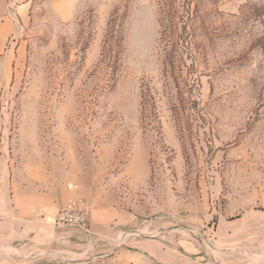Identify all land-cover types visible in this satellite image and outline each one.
<instances>
[{"label": "rangeland", "instance_id": "rangeland-1", "mask_svg": "<svg viewBox=\"0 0 264 264\" xmlns=\"http://www.w3.org/2000/svg\"><path fill=\"white\" fill-rule=\"evenodd\" d=\"M0 81L2 145L23 122L100 200L82 199L84 228L55 213L0 243V264H162L152 244L212 261L264 241V0H0ZM102 200L133 220L90 230Z\"/></svg>", "mask_w": 264, "mask_h": 264}, {"label": "crops", "instance_id": "crops-1", "mask_svg": "<svg viewBox=\"0 0 264 264\" xmlns=\"http://www.w3.org/2000/svg\"><path fill=\"white\" fill-rule=\"evenodd\" d=\"M5 83L0 81V91ZM2 123L0 116V131ZM16 130L15 148L8 149L0 142V243L6 245L36 235L37 230L46 226V217L58 213L59 207L69 198H81L91 204L95 200L100 201L95 195L98 186L90 180L85 182L90 177L89 172H84L83 180L79 176L78 165L66 167L56 147L39 145L38 142L27 143L23 122ZM8 151L13 152L15 163ZM123 199L126 200L125 196ZM100 204L102 208L90 210V230L98 231L133 220V212L128 209L112 210L107 206L103 209V200ZM220 224L224 225L221 220L219 226L221 229L224 227L225 235L234 236L235 226ZM156 236L144 235L146 238ZM226 245L236 249L221 251L212 261L204 260L196 251L181 254L171 248L164 251L153 244L148 247L141 245L139 249L162 264H264V241L261 238L231 239Z\"/></svg>", "mask_w": 264, "mask_h": 264}, {"label": "built area", "instance_id": "built-area-1", "mask_svg": "<svg viewBox=\"0 0 264 264\" xmlns=\"http://www.w3.org/2000/svg\"><path fill=\"white\" fill-rule=\"evenodd\" d=\"M88 207L79 198L67 199L56 216V224L59 226H70L84 228L87 222Z\"/></svg>", "mask_w": 264, "mask_h": 264}, {"label": "trees", "instance_id": "trees-1", "mask_svg": "<svg viewBox=\"0 0 264 264\" xmlns=\"http://www.w3.org/2000/svg\"><path fill=\"white\" fill-rule=\"evenodd\" d=\"M171 77V79L173 80V81H177L178 80V77H180L181 78V74H177V75H175V76H170ZM153 111H154V107H153Z\"/></svg>", "mask_w": 264, "mask_h": 264}]
</instances>
